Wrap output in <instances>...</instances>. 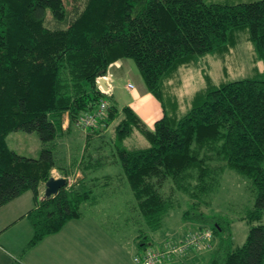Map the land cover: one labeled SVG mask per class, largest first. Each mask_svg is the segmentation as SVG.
I'll return each mask as SVG.
<instances>
[{"label": "trees", "instance_id": "trees-1", "mask_svg": "<svg viewBox=\"0 0 264 264\" xmlns=\"http://www.w3.org/2000/svg\"><path fill=\"white\" fill-rule=\"evenodd\" d=\"M244 28L264 62V0L230 5L204 0H0V207L25 192L32 194L33 208L24 215L32 234L22 252L79 220L81 205H95L98 190L112 188L117 180L132 192L138 249L150 247V234L163 229L170 212L184 202L183 219L219 238L206 264H264V223L253 224L264 214V69L255 78L200 90L184 114L173 96L166 94L169 109L162 100L166 86L171 95L169 81L179 68L226 49L234 32ZM120 58L134 62L146 89L161 103L164 114L153 130L129 106L119 113L100 90L108 66ZM101 100L108 103L106 118L83 130L78 118L95 111ZM65 116L67 129L62 127ZM112 122V138L105 142L110 154L102 145L99 157L88 151L79 169L82 178L68 183L76 161L59 169L55 157L65 131L78 126L88 148L96 129ZM18 131L36 133L38 156L18 154L8 146L7 135ZM134 131L146 138L147 146L125 145ZM105 165L119 172L99 175L96 170ZM56 167L66 186L41 198L40 188ZM227 169L247 178L254 192L252 207L240 217L251 224L248 234L235 248L229 245L230 222L203 211L213 203ZM91 172L98 175L88 177Z\"/></svg>", "mask_w": 264, "mask_h": 264}, {"label": "rangeland", "instance_id": "rangeland-1", "mask_svg": "<svg viewBox=\"0 0 264 264\" xmlns=\"http://www.w3.org/2000/svg\"><path fill=\"white\" fill-rule=\"evenodd\" d=\"M252 1L256 0H204L206 4L221 3L226 5L241 2L250 3ZM232 37L234 41L226 49L220 50L219 52L215 51L208 55L199 56L198 58H195L193 62L187 64V67L183 66L176 71L175 76L169 81L172 90L171 95L167 86L162 94V100L168 109L171 102L169 97L171 96H173L172 98L176 99L178 102L180 113L184 114L194 104L193 96L200 90H204L210 85L219 86L222 83L233 82V80H242L244 78H255L262 74L264 62L259 58L257 51L254 49V46L249 39V30L244 28L235 31ZM128 62L131 64L133 72L127 75V78H129L127 86L129 84L134 86L136 85V77L140 78L142 81L143 78H141L134 62L131 59H129ZM110 79H112V76ZM109 83L112 88L113 79L109 80ZM120 84L121 86H124L125 82L121 81ZM121 86L119 85L118 89H121ZM111 88H109L110 93L106 94V100L111 98ZM127 89L131 88L128 87ZM166 94L169 95V97ZM124 96L125 100L130 101V94L125 92ZM83 132L80 134L78 131H75L71 136H68V139L65 138L67 137V135H65L64 139L60 140L59 145L56 147L58 151L55 153L56 160L58 159L57 167L59 169L65 168V164L68 162L70 164L73 161H76L75 167L77 170L74 171L82 174L79 169L82 167V164L86 162L85 156L88 151H90L92 156L99 157V145L100 147L102 145L101 148L104 149V152L106 151V154H110V148L106 143H110L112 137L109 139L108 137L113 133V126H110V128L105 131L104 136L106 137H104L101 142H91L88 148L86 147L88 143L83 136L85 135ZM6 141L8 146L18 154L38 156L40 152L39 149L41 143L34 132H11L7 135ZM124 143L130 148H142L148 145L146 138L138 134L136 131H134ZM57 167L51 171L52 177L62 176V173L61 176L59 175ZM96 172L99 175L103 173L111 174L114 172L116 174L119 172V168L105 165L99 170L97 169ZM76 173L67 178L68 183L79 178V176L76 177ZM221 177L220 187L215 194L213 203L210 207L204 208L203 211L209 215H220L225 217V219L230 222V234H232V236L229 240V245L231 248H235L242 244L248 234L247 231L251 224L240 219V217L252 207L254 192L250 186V181L247 178L236 174L231 170H225ZM111 187L112 188H101L98 190L97 206L83 204L81 205V210L83 216L86 215L89 218L91 216L97 219L100 218L101 221L98 220L100 223L104 221L101 231L94 232L95 235L101 237L117 233V235H120L123 240L129 242L131 240L130 237L134 235L137 236L138 233L137 226L132 224L134 216L132 204L134 200L132 192L127 184L121 185L117 180L112 181ZM184 208L185 205L183 202L182 207L179 210H173L170 212V217L164 223L165 226L163 229H160V231L155 232L153 236L151 235L149 237L151 247L159 249L160 246H164L171 242H174L175 245H180L187 235L194 234V232L199 229L198 224L183 219L182 210ZM83 219L85 218H82L81 220ZM262 223H264V214L260 221H256L253 224L257 225ZM200 228L202 230L207 229V231L205 234H202L203 236H199V241L194 248H190L185 252H188L189 254L190 252H197L199 257L202 258L199 263L206 264L211 258L210 256L214 250L219 247V238L214 237L209 228ZM153 239L155 243H158L159 245H154V243L151 242ZM89 246L91 251L96 250L100 254H102L103 249L108 251L107 247L102 245V243L98 245L95 244V246L93 243H90ZM183 257L184 254L181 252H174V254L168 257L163 263L172 262L173 260L181 259Z\"/></svg>", "mask_w": 264, "mask_h": 264}, {"label": "crops", "instance_id": "crops-1", "mask_svg": "<svg viewBox=\"0 0 264 264\" xmlns=\"http://www.w3.org/2000/svg\"><path fill=\"white\" fill-rule=\"evenodd\" d=\"M108 71L113 79L110 99L115 102L119 113L122 107L129 106L136 112L141 122L145 123L148 129L153 130L155 120L161 118L164 114L160 101L150 94L143 81L138 77L135 79L136 85H132L131 89H127L129 82L127 75L132 73L133 69L126 58H120L109 65ZM121 81L125 82L124 86H121ZM107 83V81L102 79L99 85L105 87ZM119 85L121 89H118ZM125 92L130 94V101L125 100ZM67 124L68 119L65 116L62 124L63 129H67ZM114 124L115 122L109 123L106 127L100 125L96 129L98 134L93 136L92 142H101L106 137L104 136L105 131L110 126H114ZM79 130L78 126L71 130H66L65 135L67 137L65 135L64 137L68 139V136H71L75 131H81ZM110 137L112 136L109 135L108 139ZM67 165H70L69 162ZM74 170H77V168L75 167ZM58 173L61 176L60 171ZM73 173L75 174L76 172L73 171ZM96 174L91 172L88 177ZM103 174L112 176L115 175V172ZM78 176L82 178V174L77 172L76 177ZM44 192L45 185L40 188L41 198L46 197ZM33 205L32 194L25 192L19 198L0 207V264H135L133 258L141 251L136 246V236L130 237L131 240L129 242L123 240L117 233L99 237L94 232L101 231L104 221L100 223V218L97 219L92 216L89 218L86 215H82L79 220L69 221L57 234L47 236L35 247L22 252L25 242L32 234L30 224L24 215L33 208ZM82 218L85 219L81 220ZM153 234L151 233L150 236H153ZM151 242L154 245H159L155 243L154 239ZM90 243H93L94 246L102 243V245L107 247L108 251L103 249L102 254L96 250L91 251ZM201 260L202 258L199 257L197 252H190L182 259L166 263L162 262L161 264H198Z\"/></svg>", "mask_w": 264, "mask_h": 264}, {"label": "built area", "instance_id": "built-area-1", "mask_svg": "<svg viewBox=\"0 0 264 264\" xmlns=\"http://www.w3.org/2000/svg\"><path fill=\"white\" fill-rule=\"evenodd\" d=\"M110 78L111 73L109 71L101 78L108 82L105 87L100 86V90L105 95L110 93L109 88H111V85L109 80H112ZM131 86L132 85L129 84L127 88H131ZM107 105L108 103L106 100H101L95 111L81 114L77 120V125L83 130H87L89 127H97L98 121H102L106 118L105 111L107 110ZM206 231L207 230H205L204 233L196 231L194 234L187 235L180 245H175L171 242L164 246H160L159 249L150 246L138 252V254L134 256L133 261H135V264H161V262L166 261L168 257L172 256L174 252L179 251L183 254L186 250L194 248L199 241V236H203L202 234H205Z\"/></svg>", "mask_w": 264, "mask_h": 264}, {"label": "water", "instance_id": "water-1", "mask_svg": "<svg viewBox=\"0 0 264 264\" xmlns=\"http://www.w3.org/2000/svg\"><path fill=\"white\" fill-rule=\"evenodd\" d=\"M102 79H100L101 81ZM66 179L63 178V177H57V178H53L51 177L49 180H47L45 182V192H44V195L46 197H50V196H53L55 195V193H57V191L62 188V187H65L66 186Z\"/></svg>", "mask_w": 264, "mask_h": 264}, {"label": "clouds", "instance_id": "clouds-1", "mask_svg": "<svg viewBox=\"0 0 264 264\" xmlns=\"http://www.w3.org/2000/svg\"><path fill=\"white\" fill-rule=\"evenodd\" d=\"M54 179L57 178V177H53Z\"/></svg>", "mask_w": 264, "mask_h": 264}]
</instances>
